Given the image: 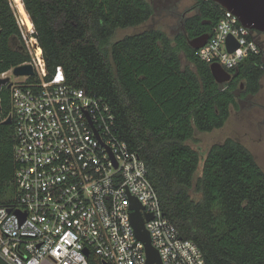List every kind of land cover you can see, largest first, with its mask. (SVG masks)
Wrapping results in <instances>:
<instances>
[{
  "label": "trees",
  "instance_id": "obj_1",
  "mask_svg": "<svg viewBox=\"0 0 264 264\" xmlns=\"http://www.w3.org/2000/svg\"><path fill=\"white\" fill-rule=\"evenodd\" d=\"M22 2L28 28L32 21L36 27L48 75L62 65L69 84L108 100L116 132L144 159L165 216L183 238L198 244L206 263L264 264L263 168L237 139L229 137L206 152L192 144L196 131L223 127L231 106L261 88L262 55L250 54L231 70L230 80L219 83L189 44L191 38L213 33L224 8L196 0L194 13L182 15L173 36L150 28L113 41L118 28L153 16L149 0ZM13 39L24 45L12 1L0 0V75L30 58L12 46ZM181 52L195 69L183 66ZM0 104V204L9 205L16 201L17 188L15 128L5 119L11 112L6 85ZM0 264L7 263L0 258Z\"/></svg>",
  "mask_w": 264,
  "mask_h": 264
},
{
  "label": "built area",
  "instance_id": "obj_2",
  "mask_svg": "<svg viewBox=\"0 0 264 264\" xmlns=\"http://www.w3.org/2000/svg\"><path fill=\"white\" fill-rule=\"evenodd\" d=\"M15 16L30 57L19 65L30 63L35 73L10 80L5 119L15 128L17 196L0 204V258L7 264H149L132 222L135 198L162 264H207L198 244L165 216L144 159L116 132L108 100L69 84L62 65L49 76L33 21L28 28ZM229 36L239 44L233 51ZM197 53L231 71L250 54L262 55V45L254 29L224 9Z\"/></svg>",
  "mask_w": 264,
  "mask_h": 264
},
{
  "label": "rangeland",
  "instance_id": "obj_3",
  "mask_svg": "<svg viewBox=\"0 0 264 264\" xmlns=\"http://www.w3.org/2000/svg\"><path fill=\"white\" fill-rule=\"evenodd\" d=\"M11 1L14 11L18 13L19 7L15 5V0ZM17 1L20 4V1ZM149 1L155 9L153 16L143 24L118 28L112 38L113 41L150 28H160L173 36L181 27L182 13L188 15L194 13L193 10L187 9L193 6L195 0ZM20 11L22 10L20 9ZM258 37L260 38L259 33ZM180 56L184 66H193L183 52ZM6 76H9L11 81L24 79V75H16L11 69L7 71ZM229 137L237 139L247 146L264 170V77L261 80V88L258 93L241 98L237 105L231 106L230 116L223 127L210 132L196 131L192 144L206 152L213 144L224 142ZM196 197L200 199L201 193Z\"/></svg>",
  "mask_w": 264,
  "mask_h": 264
},
{
  "label": "water",
  "instance_id": "obj_4",
  "mask_svg": "<svg viewBox=\"0 0 264 264\" xmlns=\"http://www.w3.org/2000/svg\"><path fill=\"white\" fill-rule=\"evenodd\" d=\"M217 4L221 5L224 9L233 11L238 15L240 21L245 26L257 30L258 32L264 33V0H212ZM210 37V33H203L197 37L189 39V44L198 49L203 46ZM21 44V43H20ZM227 46L230 51L235 50L239 47L238 42L234 37L229 36L227 39ZM21 48L24 52H27L24 45L21 44ZM211 71L219 83H224L233 77L231 71L225 69L220 63L214 62L210 64ZM16 75H34L35 70L32 64H22L14 67L13 71ZM11 86L9 76H0V89L2 86ZM1 111V104H0ZM7 122H12V118L9 116L6 119ZM132 211V222L135 228V232L139 239L145 243L147 252V258L149 264H162L159 252L153 247L151 238L148 230L144 224V217L140 212L141 204L137 199H133L131 205ZM147 217H151L148 214Z\"/></svg>",
  "mask_w": 264,
  "mask_h": 264
},
{
  "label": "flooded vegetation",
  "instance_id": "obj_5",
  "mask_svg": "<svg viewBox=\"0 0 264 264\" xmlns=\"http://www.w3.org/2000/svg\"><path fill=\"white\" fill-rule=\"evenodd\" d=\"M195 3H196V0H195ZM195 3L193 4V6L195 5ZM164 7H165V5H164ZM192 7H190L187 10H191L192 11ZM182 14L185 15L184 12ZM258 33H259L260 42H261V45H262V56H263L264 55V33H260V32H258ZM11 44H12L13 47H20L21 48V44H20V41L18 39H13Z\"/></svg>",
  "mask_w": 264,
  "mask_h": 264
},
{
  "label": "bare ground",
  "instance_id": "obj_6",
  "mask_svg": "<svg viewBox=\"0 0 264 264\" xmlns=\"http://www.w3.org/2000/svg\"><path fill=\"white\" fill-rule=\"evenodd\" d=\"M19 1H20V4L18 3L17 0H15V3H16L15 5H17V6L19 7V11H18V13H19V15L21 16V18H22L24 24L28 27L27 11H26V8H25V6H24L22 0H19ZM20 9H21L22 11H20Z\"/></svg>",
  "mask_w": 264,
  "mask_h": 264
},
{
  "label": "crops",
  "instance_id": "obj_7",
  "mask_svg": "<svg viewBox=\"0 0 264 264\" xmlns=\"http://www.w3.org/2000/svg\"><path fill=\"white\" fill-rule=\"evenodd\" d=\"M184 53V52H183ZM185 54V53H184ZM186 56V55H185ZM187 58V57H186ZM263 59H264V55H263ZM182 60V59H181ZM189 61V60H188ZM190 62V61H189ZM191 63V62H190ZM193 66H191V65H186V66H190L191 68H193V69H195V66H194V64L193 63H191ZM184 66V65H183ZM264 77V75L262 76V78ZM262 78H261V80H262Z\"/></svg>",
  "mask_w": 264,
  "mask_h": 264
}]
</instances>
